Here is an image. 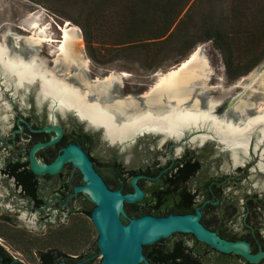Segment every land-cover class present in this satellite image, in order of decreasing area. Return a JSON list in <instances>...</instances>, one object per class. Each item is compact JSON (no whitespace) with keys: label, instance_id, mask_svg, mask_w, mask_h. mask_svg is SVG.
Here are the masks:
<instances>
[{"label":"rangeland","instance_id":"1","mask_svg":"<svg viewBox=\"0 0 264 264\" xmlns=\"http://www.w3.org/2000/svg\"><path fill=\"white\" fill-rule=\"evenodd\" d=\"M195 1L193 0V3ZM74 2L75 0H0V39L7 36V44L10 46L11 52H19L28 58L34 53V50L27 49L26 39L33 33H39L43 42L36 48L35 53L57 74L69 77L70 74L77 72V68L61 61L59 48L64 39L65 29L74 27L76 29L74 32L78 36L81 35V48L88 58L86 68L88 78L93 81L111 72L122 75L121 87L116 91L122 97L131 94L142 95L158 80L161 74L167 73L178 65L177 63L186 59L196 47H200L199 61L204 67L203 81L207 86L206 94L202 95L203 106H205L206 100L215 99L219 101L218 114L228 111V113H234L237 118L246 119L255 115L258 106L264 103V95L259 90V84L263 77L259 76L260 78L258 77L242 96L244 100L254 103V105L245 106L244 112L234 111L237 97L244 92L245 86L251 81L252 75L256 71L255 69L264 65V54L248 73L238 78H232L228 73L222 53L212 40L199 42L179 62H177L179 51L170 53L166 48L161 50V48L153 46L150 49L139 48L131 54L123 51L122 48L129 43L118 46L111 45L134 40H147L152 34H156L169 15V0H84L83 9H79ZM146 7H148L147 10L143 12V8ZM204 8L205 5L200 4L198 9ZM78 21L84 22L98 41L95 51L96 58L87 49L83 29ZM69 24L71 26H68ZM72 29L68 31H72ZM44 39L46 40L44 41ZM234 39L236 63L247 62L264 48V39L258 35L250 34L247 30L236 34ZM159 51L156 61L151 62V56ZM133 55L141 56V61L134 59ZM57 59L58 63H56ZM3 81L4 79L1 78L0 170L3 162L14 151L24 153L23 160H26L29 151L34 147L32 144L36 141L32 142L26 139V129L22 125L21 131H18L19 129L18 132L13 131L17 128V121L22 116L31 119L32 123L48 125L52 121L64 124L71 132L75 123L87 128L83 121L77 120L71 113L65 114L58 109H52L49 99L40 100L37 83L21 88H16L12 83L7 88ZM256 93L259 95L256 96ZM93 132L102 135L100 128L93 129ZM2 139L9 140V142H12L13 139L17 141L7 145ZM159 139L151 135H141L137 140L131 142L126 150L119 149V153L129 161L132 150L138 149L141 160H145L148 157L147 149L153 148L147 143L150 142L151 145H154ZM189 140H192V132ZM257 141L258 132H255L250 152L244 156L246 162L245 165H241V169L234 165L229 168L232 164L230 152L219 148L217 144H209L213 149L212 155L221 158L218 161L219 166L227 167L234 176L241 177L245 174L242 170L249 165L245 176L239 180L233 179V182L227 187L232 189L233 193L231 194L238 199L240 206L243 204L245 192L257 194L264 200V170L260 167L262 171L259 172L254 168L259 162L258 154L263 152L264 144L259 145L261 147L257 149V152L255 150ZM197 150L203 152L204 146ZM104 155L108 156V154ZM65 172L76 173L77 171L73 166L68 165ZM0 189H2V193H0V243L22 264H42L41 259L35 255L37 249L45 250L52 247L78 255L83 251L91 250L96 242L98 233L93 221L88 216L78 212L68 213L61 218V222H58V213L54 212L52 218L45 220L40 211L26 207V201L20 208L11 206L7 201V197L10 196L9 190L2 184H0ZM242 213H244L243 210ZM256 218L259 221H264V209L258 213ZM238 220L241 218L239 217ZM100 260L97 258L93 260L92 264H99ZM226 264L242 263L228 259Z\"/></svg>","mask_w":264,"mask_h":264},{"label":"flooded vegetation","instance_id":"2","mask_svg":"<svg viewBox=\"0 0 264 264\" xmlns=\"http://www.w3.org/2000/svg\"><path fill=\"white\" fill-rule=\"evenodd\" d=\"M21 120L17 122V128L13 131L17 132L22 125L26 129V139L36 141L32 147L39 142L58 139L56 143L37 150L35 155L38 161L51 163L65 147L78 144L86 151L96 171L111 190H119L126 194L135 193L137 185L144 195L133 203L124 204L128 217L199 214V224L216 236L227 241H244L249 244L250 252L254 255L264 252V221L256 218L264 209V200L257 194L245 192L243 204L241 206L238 204V199L231 194L232 189L227 187L233 179L239 180L244 174L236 177L227 167L219 166L218 161L221 158L212 155L213 149L209 145L216 142L207 140L201 144L199 140L195 142L189 140V134L179 140L162 133L151 132L146 135L160 139L154 145L147 143L148 146H153L145 150L148 157L141 160L139 150L133 149L127 161L119 153V146L106 139L101 129L102 135H99L93 132L94 126H88L85 122L83 123L87 128L75 123L71 132L64 124L52 121L48 125H43L32 123L31 119L23 116ZM54 123L62 131L48 129ZM3 141L11 145L17 140ZM193 146L195 148H192ZM201 146H204L203 152L197 150ZM24 156V153L14 151L3 162L0 170V184L9 190L10 196L7 197V201L11 206L20 208L26 201V207L40 211L45 220L52 218L53 213L57 212L58 222H61V218L68 213L75 212L90 218L95 204L84 190L76 192V188L85 185L86 180L73 163L67 162L54 174H37L33 171L29 173L26 170L31 169L30 151L26 160H23ZM231 163L229 168L234 165L232 158ZM68 165L73 166L77 172L66 173ZM236 167L241 169L242 166ZM242 171L244 173L245 169ZM261 171L259 169V172ZM128 217H122L125 224L129 223ZM239 217L241 220H238ZM0 246L4 248L6 254L19 261L3 244L0 243ZM48 252L56 255L61 261L60 264L74 261L80 264L97 258L101 259L99 264L102 261L97 240L91 250L78 255L52 247L45 250L37 249L35 255L41 259ZM143 253L145 258L140 264H206L205 262L226 264L228 259L242 264H254L240 254L219 251L192 232H175L169 237L145 245ZM261 262H264V257L256 264H264Z\"/></svg>","mask_w":264,"mask_h":264},{"label":"bare ground","instance_id":"3","mask_svg":"<svg viewBox=\"0 0 264 264\" xmlns=\"http://www.w3.org/2000/svg\"><path fill=\"white\" fill-rule=\"evenodd\" d=\"M68 30L64 31L59 56L61 61L76 66L75 74L61 76L49 68L35 53L43 38L39 33H33L26 39L27 49L34 50L28 58L19 52H11L7 36L0 39V81L3 78L7 88L12 83L16 88L37 83L40 100L49 99L52 109L74 110L95 128L104 127L106 139L112 144H130L145 132L162 133L180 140L186 131H190L193 141L204 143L217 139L224 143L233 151L234 166L246 162L244 156L250 152L255 132H258L255 150L264 144V103L258 106L255 115L246 119L237 118L228 111L218 114L219 101L215 99L206 100L203 106L202 95L206 94L207 86L203 81L204 67L199 61L200 47L183 62L161 74L142 95L122 97L116 92L121 87L122 75L111 72L93 81L88 78V58L81 48V35L74 32V27L72 31ZM259 76L263 77L259 90L264 95L262 65L237 97L239 102L234 104L235 112H244L245 106L254 105L242 96ZM262 157L264 159V149ZM260 167L264 170V162Z\"/></svg>","mask_w":264,"mask_h":264},{"label":"water","instance_id":"4","mask_svg":"<svg viewBox=\"0 0 264 264\" xmlns=\"http://www.w3.org/2000/svg\"><path fill=\"white\" fill-rule=\"evenodd\" d=\"M261 66L255 70H258ZM140 100L143 102L142 97H140ZM64 113H71L79 120L85 122L88 126H92L87 120L81 119L74 110H65ZM22 129L23 127L21 126L18 131ZM48 129L62 131L55 123L49 126ZM100 129L103 131V136L105 137L104 127H100ZM148 133L151 132H145L143 135ZM187 134H189L190 138L191 132L186 131L185 136ZM163 138L164 137H161V139ZM57 140L56 138L49 142H39L34 145L30 151L31 170L37 174H54L58 173L67 162H71L83 173L86 184L77 187L76 192L84 190V192L89 194L91 201L95 204L94 209L91 211L90 218L98 233L97 243L102 256L100 264H140L145 258L143 253L145 245L154 243L161 238L169 237L175 232H192L197 235L199 239L207 242L219 251L240 254L250 263H259L264 257V252L256 255L252 254L249 244L244 241H227L211 233L199 224V214L196 216L171 214L162 217L154 215H143L136 218L128 217L124 211V204L126 202L133 203L137 201L144 195V192L137 185V191L135 193L126 194L119 190H111L105 180L96 171L86 151L78 144H70L65 147L63 152L51 163H42L38 161L35 155L37 150L42 147L50 146L56 143ZM209 140L216 142L219 148L230 151L233 160V151L230 148H227L224 143L217 139ZM114 144H117L121 150H126L131 143ZM260 147L258 149H260ZM258 157L260 158L257 165L254 167L255 170L260 169V164L264 160L262 158V153H259ZM248 166L245 169V174L247 173ZM123 216L128 217V224L123 222Z\"/></svg>","mask_w":264,"mask_h":264},{"label":"trees","instance_id":"5","mask_svg":"<svg viewBox=\"0 0 264 264\" xmlns=\"http://www.w3.org/2000/svg\"><path fill=\"white\" fill-rule=\"evenodd\" d=\"M74 4L79 9L84 8V0H75ZM200 4L205 5V8L199 10ZM168 5L170 6L169 15L156 34H152L147 40H134L111 45L118 46L129 43L122 48L123 51L131 54L139 48L150 49L153 46H157L161 50L166 48L170 53L179 51V58L177 59L179 62L196 44L212 40L216 48L222 53L224 63L232 78H238L248 73L263 56L264 48L247 62L236 63L234 36L247 30L250 34L258 35L264 39V0H196L194 3L193 0H169ZM147 8H143V12ZM78 23L83 29L84 40L89 53L96 58L95 51L98 41L84 22L78 21ZM158 53L160 51L151 56V62L156 61ZM133 57L137 61H141V56L133 55ZM26 172L32 173V170L28 168ZM41 263L60 264L61 261L56 255L48 252L41 258ZM76 263L75 261L68 262V264ZM92 263L93 260L80 264ZM0 264H22V262L14 260L0 246Z\"/></svg>","mask_w":264,"mask_h":264}]
</instances>
